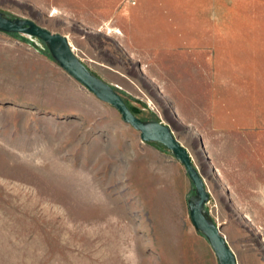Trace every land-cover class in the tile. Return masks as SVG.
Segmentation results:
<instances>
[{
    "label": "rangeland",
    "instance_id": "rangeland-1",
    "mask_svg": "<svg viewBox=\"0 0 264 264\" xmlns=\"http://www.w3.org/2000/svg\"><path fill=\"white\" fill-rule=\"evenodd\" d=\"M219 1H200L202 21L225 32L231 0ZM181 11L182 0H0L5 17L65 36L135 116L169 127L237 264H264V61L233 67L219 44L183 53ZM71 80L40 40L0 32V264H218L190 220L183 165Z\"/></svg>",
    "mask_w": 264,
    "mask_h": 264
},
{
    "label": "water",
    "instance_id": "water-1",
    "mask_svg": "<svg viewBox=\"0 0 264 264\" xmlns=\"http://www.w3.org/2000/svg\"><path fill=\"white\" fill-rule=\"evenodd\" d=\"M0 32L25 35L40 40L47 47L52 59L70 77L101 102L115 108L121 114L123 121L140 133L143 142L158 143L165 147L183 165L195 189L196 198L188 201L189 216L195 230L206 238L217 257L218 264H237L236 257L219 227L204 212V206L209 199L204 181L193 165L188 151L175 138L169 127L158 121H143L135 116L114 88L95 76L77 58L65 36L52 33L30 20L9 19L1 12Z\"/></svg>",
    "mask_w": 264,
    "mask_h": 264
},
{
    "label": "crops",
    "instance_id": "crops-1",
    "mask_svg": "<svg viewBox=\"0 0 264 264\" xmlns=\"http://www.w3.org/2000/svg\"><path fill=\"white\" fill-rule=\"evenodd\" d=\"M200 1L182 0L181 43L183 53L193 55L196 53L201 56L207 50L212 52L209 48L210 44L213 46L219 44V54L221 56L229 54V61L233 67L234 62L238 61H264V0H231L230 20L225 32H222L221 24H218L216 20L207 21L205 23L207 27L203 26L202 15L205 17V14ZM215 1L218 2V0H213V3ZM214 13L216 14L215 10ZM204 27L209 31L205 32ZM134 29L136 31L137 28L134 26ZM217 59L220 60L222 57ZM241 72L235 68L231 69L230 76L252 75Z\"/></svg>",
    "mask_w": 264,
    "mask_h": 264
},
{
    "label": "trees",
    "instance_id": "trees-1",
    "mask_svg": "<svg viewBox=\"0 0 264 264\" xmlns=\"http://www.w3.org/2000/svg\"><path fill=\"white\" fill-rule=\"evenodd\" d=\"M130 110H131V112H133L134 114H136V111L133 108L130 107Z\"/></svg>",
    "mask_w": 264,
    "mask_h": 264
}]
</instances>
